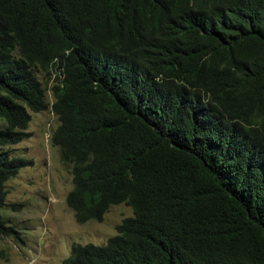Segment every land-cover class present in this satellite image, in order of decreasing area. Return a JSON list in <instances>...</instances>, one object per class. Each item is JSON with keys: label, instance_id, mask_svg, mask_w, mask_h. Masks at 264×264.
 <instances>
[{"label": "trees", "instance_id": "16d2710c", "mask_svg": "<svg viewBox=\"0 0 264 264\" xmlns=\"http://www.w3.org/2000/svg\"><path fill=\"white\" fill-rule=\"evenodd\" d=\"M48 105L74 219L132 209L61 264H264V0H0V207Z\"/></svg>", "mask_w": 264, "mask_h": 264}, {"label": "rangeland", "instance_id": "374dc122", "mask_svg": "<svg viewBox=\"0 0 264 264\" xmlns=\"http://www.w3.org/2000/svg\"><path fill=\"white\" fill-rule=\"evenodd\" d=\"M45 98L49 104V79ZM29 113L26 136L5 146L27 162L4 182L6 202L18 203V208L3 205L0 213L18 231L19 239L0 237V264H61L72 242L102 244L115 232L114 224L132 210L119 202L108 206L101 220L76 222L64 201L71 185L70 164L50 141L56 116L49 105Z\"/></svg>", "mask_w": 264, "mask_h": 264}, {"label": "clouds", "instance_id": "9594fccd", "mask_svg": "<svg viewBox=\"0 0 264 264\" xmlns=\"http://www.w3.org/2000/svg\"><path fill=\"white\" fill-rule=\"evenodd\" d=\"M251 2H252V1L246 3L244 6L249 5ZM230 18H232V19L237 18V10L234 12V14H233ZM232 25H233V26H232V27H233L232 29H233L234 33L237 34V35H241V34H243V33L245 32L246 28H247V27H246L245 29H243L242 32H238V31H236V28H235V22H234ZM52 76H53V73H51V74H50V77L47 78V79H49V89H50V85H51V83L53 82V80H52ZM47 82H48V80H47ZM46 89H47V86H46ZM50 91H51V89H50ZM51 95H52V94H51ZM49 103H50V102H49ZM70 181H71V179H70ZM70 186H71V185H70ZM68 190H69V189H68ZM68 190H67V191H68ZM66 193H67V192H66ZM65 195H66V194H65ZM64 201H65V196H64ZM118 203H119V202H118ZM123 203H124V202H123ZM65 204H66V202H65ZM113 204H116V203H113ZM110 205H112V204H110ZM110 205H109V206H110ZM66 206H67V205H66ZM67 207H68V206H67ZM68 208H69V207H68ZM130 208H131V207H130ZM69 209H70V208H69ZM70 210H71V209H70ZM106 210H107V209H106ZM106 210H105V211H106ZM131 210H132V209H131ZM71 211H72V210H71ZM105 211H104V212H105ZM104 212H103V213H104ZM72 214H73V213H72ZM102 215H103V214H102ZM131 215H132V214H131ZM126 216H129V215H126ZM73 217H74V216H73ZM123 217H124V216H123ZM101 219H102V218H101ZM101 219H100V220H101ZM88 220H95V219H88ZM86 221H87V220H86ZM119 221H120V220H119ZM119 221H118V222H119ZM76 222H77V221H76ZM84 222H85V221H84ZM118 222H117V223H118ZM78 223H79V222H78ZM81 223H83V222H81ZM114 229H115V224H114ZM114 233H115V232H114ZM114 233H113V234H114ZM111 235H112V234H111ZM109 236H110V235H109ZM107 237H108V236H107ZM105 240H106V239H105ZM104 242H105V241H104ZM104 242H103V243H104ZM78 243H79V242H78ZM86 243H87V242H86ZM90 243H91V242H90ZM81 244H83V243H81ZM93 244H96V243H93ZM67 255H68V254H67ZM67 255H66V256H67ZM63 258H64V257H63ZM63 258H62V259H63ZM62 259H61V260H62ZM60 263H61V262H60Z\"/></svg>", "mask_w": 264, "mask_h": 264}]
</instances>
